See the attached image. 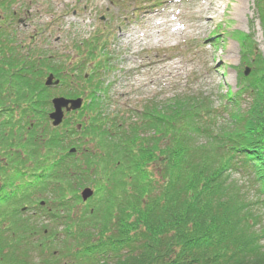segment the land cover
Returning a JSON list of instances; mask_svg holds the SVG:
<instances>
[{"label": "trees", "instance_id": "1", "mask_svg": "<svg viewBox=\"0 0 264 264\" xmlns=\"http://www.w3.org/2000/svg\"><path fill=\"white\" fill-rule=\"evenodd\" d=\"M12 40L0 39V76L12 72L22 84L30 78L20 55L7 62L3 52ZM101 41L88 42L85 55L94 60ZM249 43L251 75L242 72L222 106L188 92L169 100L184 109L162 113L151 103L136 121L108 108L98 62L84 75L81 131L51 126L46 87L30 97L31 87L0 86V264H59L63 256H73L65 264H264V53ZM29 64L32 72L37 65ZM200 137L215 144L206 148ZM75 144L82 146L73 154ZM87 187L92 203L107 189L105 204H85ZM67 188L76 195L66 201ZM49 193L62 198L39 199Z\"/></svg>", "mask_w": 264, "mask_h": 264}, {"label": "rangeland", "instance_id": "2", "mask_svg": "<svg viewBox=\"0 0 264 264\" xmlns=\"http://www.w3.org/2000/svg\"><path fill=\"white\" fill-rule=\"evenodd\" d=\"M240 1L243 2V11L237 13L236 7ZM8 4L11 5V12L19 13L15 23L14 20L11 23L16 32H11L14 40L8 44L15 49L25 46L28 50L32 48L41 52H32L28 63L36 62L38 56L51 57L54 68L42 70L40 77L43 83L50 74L61 81L65 80L63 88L52 90L56 96L70 91L67 82L74 80L70 85L74 86L71 91L83 84L78 78L81 72L76 75L82 61H86L84 64L87 68L100 60L108 61L102 77L105 86L110 87L106 97L108 108L124 113L129 120L140 119L143 107L151 102L159 105L158 110L162 113L180 111L186 104L169 100L173 101L187 92L205 94L211 97L215 106H222L226 100L224 95L237 92L242 72L246 68L252 72V67L244 64V60L246 63L252 56L246 50L249 42L264 53V22L258 0H221L217 12L210 14L212 18L209 24L197 19L200 9L209 6L207 0H161L157 4L152 0H8ZM1 14L5 12L0 9ZM164 16L173 21L172 28L161 29L158 41L148 38L160 31L154 25L162 22ZM27 18V26L17 24L19 19ZM133 33L142 36L143 41L138 44L128 41L127 37ZM35 34V41L30 45L29 37ZM97 36H105L109 42L94 61L85 58L84 54L86 44ZM25 74L28 78L38 79L37 74L29 71ZM2 75H5L0 76L4 82L22 80L12 72ZM76 81L80 82L79 85ZM34 86L35 93L45 92V85L43 91L39 85ZM165 102L167 105H164ZM127 110H130L129 116ZM131 112L135 115H131ZM199 141L204 142L206 148L215 144L212 142L215 140L206 142L202 137ZM39 158L30 157L28 160L33 164ZM244 176V173L236 172L233 178L244 182L247 180ZM23 179L28 181L29 177ZM42 180L39 176L33 180V184L42 183ZM65 193L66 201L76 195L73 188H67ZM101 194L103 196L98 197L100 201L92 203L97 197L92 198L90 204L104 205L107 189ZM244 194L255 202L256 198L248 188L244 189ZM42 198L50 202L52 199L60 200L62 196L49 193L39 197L40 200ZM82 208H86V205L82 204ZM61 230L62 227L60 233ZM51 252L37 257L36 262L48 258ZM71 258L63 256L58 263H68Z\"/></svg>", "mask_w": 264, "mask_h": 264}, {"label": "bare ground", "instance_id": "3", "mask_svg": "<svg viewBox=\"0 0 264 264\" xmlns=\"http://www.w3.org/2000/svg\"><path fill=\"white\" fill-rule=\"evenodd\" d=\"M209 2V6L204 8V9H200L199 14L197 16V19L199 22H204L205 24H209L210 23V19L211 17V12H217L218 10V6L220 4L221 0H207ZM241 3L236 7V12L237 13H241L243 11V2L240 1ZM171 22H173L172 20L168 19L167 16L163 17L162 22H158L155 23L154 28H160V31H158L157 33H154L153 35H149L148 38L150 39H155L158 41V34L160 32H162L161 29H165V28H172ZM173 30V29H172ZM178 30V29H177ZM174 29V31H177ZM181 30V29H180ZM180 34V32H178V35ZM142 36H138V33H133L130 36L127 37L128 41H135L136 44H138V42L143 41V39H141Z\"/></svg>", "mask_w": 264, "mask_h": 264}, {"label": "water", "instance_id": "4", "mask_svg": "<svg viewBox=\"0 0 264 264\" xmlns=\"http://www.w3.org/2000/svg\"><path fill=\"white\" fill-rule=\"evenodd\" d=\"M251 72L250 69L246 70V75H249ZM53 83V77L51 76L48 79L47 85H51ZM82 100H75V101H68L63 98H58L53 101L54 107H55V112L51 114V119L53 120V125L54 126H59L64 118V110L66 109L67 111L71 110H77L80 109L82 106ZM94 195V191L90 188L85 189L82 192V199L83 201H88L90 198H92Z\"/></svg>", "mask_w": 264, "mask_h": 264}, {"label": "flooded vegetation", "instance_id": "5", "mask_svg": "<svg viewBox=\"0 0 264 264\" xmlns=\"http://www.w3.org/2000/svg\"><path fill=\"white\" fill-rule=\"evenodd\" d=\"M28 49H23V48H21V49H4L3 50V52H5V56L7 57V56H9V59L8 60H6L7 62H13L14 60H15V58H18V57H16L17 55H19V52H24V51H27ZM29 51V54L28 55H30L31 54V52H34V50L33 49H29L28 50ZM1 54H3L2 52H0ZM7 54V55H6ZM6 57H5V59H6ZM19 59V58H18ZM30 58H28V60H29ZM1 60V59H0ZM20 67H22V70L24 71V72H28L29 71V69H30V64L29 63H27V64H21L20 65ZM19 82L17 81V82H11V83H8L7 85H4V84H0V86H13L14 87V85L15 86H17L18 87V85H21L20 87L21 88H23V89H26V88H28V87H31V90H29V94H30V97H31V95L32 94H34L35 92H34V89H35V86L34 85H39L40 86V88H41V91H42V80H36V79H29L28 81H26L25 83H22V84H18ZM10 90V89H9ZM9 90H7L8 91V93H10L9 95H8V97L11 95V94H15L16 93V91L15 90H13L14 92H12V91H9ZM12 92V93H11ZM47 95H48V97H50L51 96V94H50V91L48 90L47 91ZM5 97H6V95H5ZM7 97V98H8ZM0 98L2 99V96L0 95ZM3 98H4V95H3ZM51 98V97H50ZM17 100H19V101H21L20 100V98L18 99V98H16L15 100H10V101H17ZM51 100V99H50ZM49 100V101H50ZM4 109V108H3ZM5 110H7V111H10V110H12V109H5Z\"/></svg>", "mask_w": 264, "mask_h": 264}]
</instances>
